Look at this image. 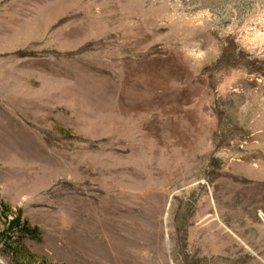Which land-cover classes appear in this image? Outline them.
Listing matches in <instances>:
<instances>
[{
  "label": "rangeland",
  "instance_id": "rangeland-1",
  "mask_svg": "<svg viewBox=\"0 0 264 264\" xmlns=\"http://www.w3.org/2000/svg\"><path fill=\"white\" fill-rule=\"evenodd\" d=\"M6 209L0 264H264V0H0Z\"/></svg>",
  "mask_w": 264,
  "mask_h": 264
},
{
  "label": "trees",
  "instance_id": "trees-1",
  "mask_svg": "<svg viewBox=\"0 0 264 264\" xmlns=\"http://www.w3.org/2000/svg\"><path fill=\"white\" fill-rule=\"evenodd\" d=\"M6 209L4 213V223L3 228L0 229V242L8 244V248H11V242L20 244L22 239H37L39 236V232L36 226L29 225V223L21 218L20 210L16 209L12 212L9 218H7V213H11V211H7ZM14 247V246H13ZM13 249V248H12Z\"/></svg>",
  "mask_w": 264,
  "mask_h": 264
}]
</instances>
